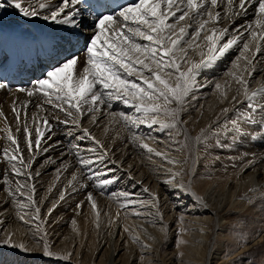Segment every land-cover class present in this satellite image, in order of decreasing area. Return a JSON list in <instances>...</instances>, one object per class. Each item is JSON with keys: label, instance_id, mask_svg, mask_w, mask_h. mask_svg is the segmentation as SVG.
I'll use <instances>...</instances> for the list:
<instances>
[{"label": "bare ground", "instance_id": "1", "mask_svg": "<svg viewBox=\"0 0 264 264\" xmlns=\"http://www.w3.org/2000/svg\"><path fill=\"white\" fill-rule=\"evenodd\" d=\"M30 2L39 11L40 0ZM48 2L49 9L41 11L36 18H28L33 19L36 25L48 27V31L54 36L50 45H54L55 39L59 38L55 47H51L55 55L48 59L43 67H36L40 70L38 78L30 75L25 77L24 82L19 81L17 86L11 82L6 89L0 90V111L3 113L0 116V239L6 233H15V242H23L35 251L26 254L18 249L0 245V264H51L55 258L41 255L45 241L38 238L44 233L47 234L45 239L53 252L61 254L60 257L71 254L67 260L60 259L59 264H212L211 256L215 250H218L214 257L215 264H218L217 259H227L229 254L238 252L231 251V244L245 240L247 234L250 235L249 242L253 243V246H264V224H258L257 228L260 229L254 234L250 232L254 223L264 222V206H256L257 200L264 201V139H261L264 133L254 132L252 128L245 126L246 130L242 135L246 138H241V135L234 138L230 134H212L210 137L209 129L206 133L209 139L207 137L205 144L192 142L193 138L201 133V129H207L209 125L212 129H217L225 122H228L230 127L231 121L237 117L247 118L250 115L252 125L264 123V91H258L264 90V40L250 44L253 51L256 45H259L260 51L254 56L245 53L252 60L249 71H243L247 64L243 58L237 60L243 44L251 39L250 32L259 31L256 28V0L247 5L246 14L234 16L232 20L223 18L228 11L227 0H217L218 7L212 9L213 12L219 11L222 17L215 26L218 29H228V35L220 43L226 42L232 35L241 38L223 56H219L207 68L198 72L196 87L187 97L180 115V119L185 122L181 125V130L189 137V147L183 148L181 143H177L184 140V135H177L175 130L162 129L158 125L148 127L146 124H134L132 121L140 114L121 101H112L110 107L106 104L97 113L94 123L88 114L81 119L80 124L100 140L105 148L110 149L109 157L116 163L112 164L106 160L105 163L89 165L88 169L81 167L77 156L70 149L72 145H80V155L94 159L99 150L97 153L84 151L94 146L92 140H80V129L70 123H62L66 119L64 113L44 104L42 97H28L26 93L17 91L20 87H34L35 81L41 79V75L47 70L71 57L70 52L62 46L67 43L73 42V55L79 57L77 72L82 71L85 65L84 49L94 34L92 25L95 19L87 13L84 6L78 5L81 13L76 17L80 23L78 28L45 21L43 15L59 6L60 0ZM234 3L238 4V0H234ZM2 18L5 23L0 29V45L5 39L8 27L11 26L24 35L34 23L22 19L13 9H8ZM249 24L252 25L251 29L248 28ZM237 29L239 31H236ZM196 43L200 47L195 51L190 50L189 57L198 62L201 59V51L204 52L205 58L208 56V42L199 38ZM17 44H21V40ZM76 49L79 52H76ZM82 51L83 53H80ZM234 64L239 67H234ZM44 67L49 68L43 71ZM240 75L248 81L249 93L257 92L252 100L246 98L242 91H238L242 86L237 83L235 77ZM216 84L221 87L217 89ZM223 92L227 93L226 99L222 96ZM233 97H236L235 101ZM14 102L20 112L19 123L13 111ZM41 104L43 107H38ZM224 108L229 111L223 113ZM113 113L117 115L113 116ZM120 113L130 119L126 122ZM56 117H59V120ZM158 118L166 119L163 115ZM45 119L51 125V131H48V126L43 123ZM25 122L32 133L33 141L38 135L37 128L45 133L40 137V149L34 146L32 155L29 154L23 137L17 138L25 162L32 160L34 155L31 168L27 171L32 174L30 183L35 185L34 199L40 207V219L27 225L19 220L18 213L27 214L28 219L33 214L32 208H20L18 204L26 203L24 197L19 194L13 197L9 194L10 189L16 190L17 181L25 182V177L15 176L11 164L3 157L5 148L11 154L14 147L7 140L4 127L7 124L13 125L16 134L20 136L24 131ZM17 127L20 128L19 132ZM133 135L143 138L151 148L170 157L181 161L188 157V164L184 166L188 175L182 179L185 183H190L191 191L203 197L207 206H202L196 197L189 195L187 191L165 183L169 178L167 169L172 168V165L163 158L148 153L138 142H131ZM41 159L44 161L35 169L34 164ZM249 161L254 163L245 167ZM65 165H68L66 169ZM55 167L59 171H51ZM109 168L114 171L108 172ZM175 170L178 169H173ZM94 173L107 175L89 179ZM74 174L77 176L75 181L72 180ZM113 176L117 177L114 183H109L103 188L97 187L101 180ZM22 191L25 196L29 194L27 188ZM88 193L92 194L96 209L87 200ZM120 193L131 194L128 199L142 201L143 206L136 204L134 207H121L126 198L120 196ZM61 194L64 195L63 200L60 199ZM152 194L159 197L162 223L156 216V209L152 207ZM49 209H53L50 214ZM136 211L142 215H134ZM181 216L184 217L183 223L179 220ZM241 218H248L247 227L243 226L237 233L232 230L228 232V225H233L235 220L239 221ZM40 221H43L42 231L38 232L36 225L40 224ZM169 223H180L185 231L178 240L176 252L171 253L166 260L169 254L163 252L161 247L167 237H172L167 232ZM5 225L7 227L4 229ZM164 226L166 231L162 232L161 228ZM133 236L138 237L140 242H134ZM181 240L186 243H180ZM141 244L148 247L142 248ZM240 247L242 250L238 255L242 254L243 250L251 249L246 243ZM181 253L183 255H180ZM123 257L126 258L125 261H122ZM259 264H264V258Z\"/></svg>", "mask_w": 264, "mask_h": 264}, {"label": "snow or ice", "instance_id": "2", "mask_svg": "<svg viewBox=\"0 0 264 264\" xmlns=\"http://www.w3.org/2000/svg\"><path fill=\"white\" fill-rule=\"evenodd\" d=\"M84 2L85 0H60L59 6L52 8L42 18L57 25H70L78 28L80 23L76 17L81 13L77 6ZM252 2L253 0H238V4H236L234 0H227L228 11L223 18L232 20L234 16L246 14L247 5ZM256 2L258 3L256 28L259 31L250 32L251 39L243 44V49L237 57V60L243 58L247 62L243 69L246 72L249 71L252 60L245 53L254 56L260 51L258 44L255 51L250 48V44L253 41L264 40V0H256ZM90 7L95 13V21L92 25L94 34L85 48L86 61L82 71L77 72L79 57L72 55L48 70L43 78L35 81L34 87H20L17 91L26 93L28 97H42L44 104L64 113L66 119L62 123H70L80 129L82 132L79 137L80 140H92L94 146L90 149H84V151L97 153L99 150L94 159L81 156L80 145H72L70 149L77 156L81 167L85 169H88L89 165L105 163L106 160L112 164L116 163L109 157L110 149L105 148L100 140H97L87 128H82L80 124L81 119L88 114L94 123L97 113L106 104L110 107L112 101H121L140 114L132 121L134 124H146L148 127L158 125L162 129L175 130L177 135H184V140L177 141V143H181L183 148H188L189 137L181 130V125L185 122L180 119V115L184 110L187 97L196 87L198 72L202 68H207L219 56H223L241 38L232 35L226 42L220 43L228 35V29H218L215 26L222 18L219 11H212L218 7L217 0H132L130 3H121L120 0H94V4ZM38 8L39 11L30 0H0V29L5 23L2 17L8 12V9H13L16 14L23 17L36 18L41 14V11L50 8L48 0H40ZM208 25H212V27L208 28ZM248 28L251 29L252 25L249 24ZM199 38L208 42V56L205 58L204 52L201 51L199 53L201 59L196 62L189 57V51H195L196 48L200 47L196 43ZM234 67H239V65L234 64ZM235 79L242 86L238 91H242L246 98L252 100L257 95L255 91L249 93L248 81L243 75L236 76ZM7 87V82L0 79V90ZM215 87L219 89L221 86L216 84ZM222 96L226 99L227 93L223 92ZM235 100L236 97H233V101ZM26 106L27 104H25ZM38 107L42 108L43 105H38ZM13 111L19 123L20 112L17 111L15 102L13 103ZM228 111L227 108L222 109L223 113ZM2 115L3 113L0 111V116ZM112 115L116 116L117 114L113 113ZM119 115L126 122L130 119L123 113ZM161 115L166 119L160 120L158 117ZM56 119L59 120V117ZM251 120L252 116L249 115L247 118L237 117L231 121L230 127L228 122L219 125L217 129H212V126L209 125L207 129H201V133L193 138L192 142L199 144L206 141V133L209 129L213 135L230 134L234 138L237 135L246 138L242 135L246 130L245 126L252 128L254 132L264 133V123L252 125ZM43 123L48 126V131H51V125L48 124L47 119ZM19 131L20 128L17 127V132ZM24 133L27 150L32 155L34 146L36 149H40V137H43L45 133L37 128L38 135L33 141L32 133L29 131L26 122ZM6 138L14 147L11 154L5 148L3 157L11 164L15 176L25 177V182L17 181L16 190L10 189L9 194L13 197L17 194L24 197L26 203L18 204L20 208H32L33 214L28 219H26L27 214L18 213L19 220L27 225L40 219V207L34 199L35 185L30 183L32 174L27 171L31 168L34 155L32 160L25 162L19 140L12 134L10 128L7 129ZM261 139H264V136ZM131 142H138L148 153H153L172 165V168L167 169L169 178L165 183L181 191H187L189 195L195 196L202 206H207L203 197L197 196L195 192L191 191L190 183H185L182 179L188 175L184 167L188 164V157L183 161L170 157L151 148L144 142L143 138L136 135L132 136ZM47 150L43 149V151ZM253 163L254 161H249L245 167H250ZM64 167L66 169L68 165ZM173 169L178 170L173 171ZM112 171L114 169H108V172ZM36 175L38 176L39 173L37 172ZM100 175L106 176L107 173H94L88 178L94 179ZM76 179L77 176L74 174L72 180L75 181ZM116 179L117 177L113 176L101 180L97 187L103 188L109 183H114ZM83 186L87 187V185ZM25 188L29 193L26 196L22 191ZM119 195L126 198V202L121 205L123 208L134 207L136 204L143 206L142 201L128 199L131 196L129 193H120ZM60 199H64L63 194H61ZM87 200L96 209L97 206L91 193L87 194ZM152 207L156 209V216L162 223L163 214L159 210V197L156 194H152ZM52 210L49 209V214ZM133 214L142 215L139 211ZM96 215L98 218V211ZM183 219V216L179 217L181 223H183ZM42 223L43 221H40V224L36 225L38 232L42 231ZM161 231L165 232L166 226L162 227ZM183 231L185 230L181 228L180 232ZM14 235L15 233L12 232L4 234L3 238L0 239V245L18 249L26 254L34 253L35 249L30 248L27 244L15 242L13 240ZM46 235L44 233L38 238L45 241L41 255L50 259L55 258L51 264H59L60 259H69L71 254L60 257L59 254L51 250L45 239ZM132 239L134 242H140L136 236H133ZM180 243H186V241L181 240ZM141 246L142 248L148 247L144 244Z\"/></svg>", "mask_w": 264, "mask_h": 264}, {"label": "rangeland", "instance_id": "3", "mask_svg": "<svg viewBox=\"0 0 264 264\" xmlns=\"http://www.w3.org/2000/svg\"><path fill=\"white\" fill-rule=\"evenodd\" d=\"M80 53H83V51L80 52ZM80 53H78V55ZM77 66H78V64H77ZM47 68H49V67H47ZM47 68L44 67L43 68V71H45ZM44 75L43 76L41 75V78H43ZM7 125H9V126H7ZM7 125L4 127L5 128V131H7V129L10 128L11 129V132H12V134L14 136H16L17 138L22 136L23 139L25 140V133H24V131L21 133L20 136H18L16 134V130L14 129V126L11 125V124H7ZM211 135L212 134H209L210 137H211ZM209 136H207L208 139H209ZM206 141H207V139H206ZM205 143H206L205 141L204 142H201V144H205ZM43 161H44V159H41V161L36 162V164H34V168L35 169L38 168ZM55 170H57V167L51 169V171H55ZM1 191L2 190H0V192ZM256 204H257L256 205L257 207L258 206L262 207V206H264V201L257 200L256 201ZM247 219L248 218H243V219L241 218V219H239V221L238 220H235L233 222V225H228L229 226L228 227L229 228L228 232H230V230H232V232L237 233L239 231V229L242 228L243 226L244 227H247V225L249 223ZM261 223L264 224L263 221H260V223H258V222L254 223L253 228L250 229V232H252L254 234V232H256L258 229H260V228H257V226H258V224H261ZM177 224L178 223H169L168 224L167 232H168V234L172 235V237H170V236L167 237L165 239L164 243H162L163 246L161 247V250L163 252L166 251L169 254L165 258L166 260L169 258V256L171 255V253L176 252V250H175L176 249V245H178V242H179L178 240H180V237L182 236V233H183V232H180V229L182 228V224L179 223L178 226H177ZM6 227H7V225L4 226V229ZM250 239H251L250 235L247 234V238L245 240H242L240 243L239 242H234L233 244H231L232 246L230 248H231V251L238 250V252L240 253L241 250H242V248L240 247V245H242L243 243H246V244H248V246L251 249L246 250V251L243 250L242 254H240V255L237 254L238 252L236 254H234V255H230L229 254L226 257L227 259H222V260L217 259L218 261L216 263H218V264H259V263H261V260L264 258L263 257L264 256V246H262L261 244L260 245L257 244L255 246H253L254 244L249 242ZM237 244H239V245H237ZM216 251H218V250L213 251V254L211 256V263L212 264H215V258L214 257L216 255ZM55 253L59 254L58 252H55ZM59 255H61V254H59ZM125 260H126V258L123 257L122 258V261H125ZM98 261H99V258H98V260L96 262L98 263ZM135 264H137V263H135Z\"/></svg>", "mask_w": 264, "mask_h": 264}]
</instances>
